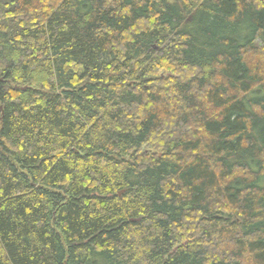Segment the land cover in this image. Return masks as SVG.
I'll return each mask as SVG.
<instances>
[{
    "label": "trees",
    "instance_id": "16d2710c",
    "mask_svg": "<svg viewBox=\"0 0 264 264\" xmlns=\"http://www.w3.org/2000/svg\"><path fill=\"white\" fill-rule=\"evenodd\" d=\"M0 264H264V0H0Z\"/></svg>",
    "mask_w": 264,
    "mask_h": 264
},
{
    "label": "water",
    "instance_id": "95a60500",
    "mask_svg": "<svg viewBox=\"0 0 264 264\" xmlns=\"http://www.w3.org/2000/svg\"><path fill=\"white\" fill-rule=\"evenodd\" d=\"M22 88H25V87H22Z\"/></svg>",
    "mask_w": 264,
    "mask_h": 264
}]
</instances>
